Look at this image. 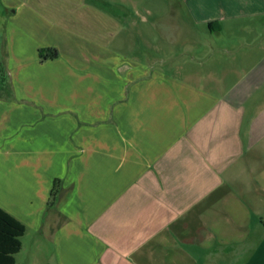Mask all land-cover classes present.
Returning <instances> with one entry per match:
<instances>
[{
	"label": "crops",
	"instance_id": "crops-1",
	"mask_svg": "<svg viewBox=\"0 0 264 264\" xmlns=\"http://www.w3.org/2000/svg\"><path fill=\"white\" fill-rule=\"evenodd\" d=\"M0 62L15 264H264V0H0Z\"/></svg>",
	"mask_w": 264,
	"mask_h": 264
},
{
	"label": "trees",
	"instance_id": "trees-1",
	"mask_svg": "<svg viewBox=\"0 0 264 264\" xmlns=\"http://www.w3.org/2000/svg\"><path fill=\"white\" fill-rule=\"evenodd\" d=\"M42 59L56 58L59 52L55 48L41 49ZM6 69L0 62V76L4 78ZM26 232L23 223L6 210L0 208V264H15V255L22 249V237Z\"/></svg>",
	"mask_w": 264,
	"mask_h": 264
}]
</instances>
